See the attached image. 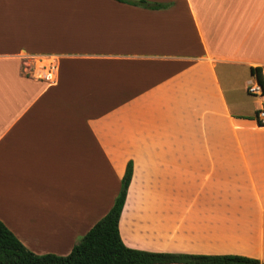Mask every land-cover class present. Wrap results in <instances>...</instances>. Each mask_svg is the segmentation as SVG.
Masks as SVG:
<instances>
[{"label":"crops","instance_id":"obj_1","mask_svg":"<svg viewBox=\"0 0 264 264\" xmlns=\"http://www.w3.org/2000/svg\"><path fill=\"white\" fill-rule=\"evenodd\" d=\"M132 1L0 0V220L67 255L132 161L126 245L264 264V95L247 89L264 0ZM27 54H57V82Z\"/></svg>","mask_w":264,"mask_h":264},{"label":"trees","instance_id":"obj_2","mask_svg":"<svg viewBox=\"0 0 264 264\" xmlns=\"http://www.w3.org/2000/svg\"><path fill=\"white\" fill-rule=\"evenodd\" d=\"M135 4L132 0H119ZM146 8H166L167 4L147 0L137 2ZM264 84L260 68L252 69ZM133 176L129 161L122 187L109 212L74 245L67 255L37 254L26 247L16 234L0 220V264H262L254 257L240 254H191L149 251L126 245L120 233V217Z\"/></svg>","mask_w":264,"mask_h":264},{"label":"built area","instance_id":"obj_3","mask_svg":"<svg viewBox=\"0 0 264 264\" xmlns=\"http://www.w3.org/2000/svg\"><path fill=\"white\" fill-rule=\"evenodd\" d=\"M25 69L28 73L47 84H55L58 79L60 68V57L57 54H27L23 55ZM248 92L252 95L263 96L264 84H262L256 74L248 84ZM256 119L260 125L264 126V106H262L257 114Z\"/></svg>","mask_w":264,"mask_h":264}]
</instances>
